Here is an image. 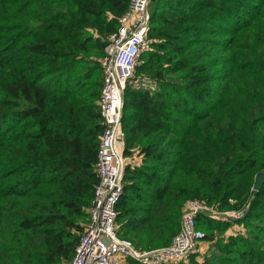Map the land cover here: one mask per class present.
Here are the masks:
<instances>
[{
  "label": "trees",
  "instance_id": "trees-1",
  "mask_svg": "<svg viewBox=\"0 0 264 264\" xmlns=\"http://www.w3.org/2000/svg\"><path fill=\"white\" fill-rule=\"evenodd\" d=\"M129 2L0 0V264L73 257L99 180L103 75L91 52ZM149 14L135 73L155 81L124 89L118 235L163 247L187 200L246 207L233 221L246 234L210 230L218 253L183 264H264V183L253 189L264 170V0H153ZM202 219L229 226L200 215V229Z\"/></svg>",
  "mask_w": 264,
  "mask_h": 264
},
{
  "label": "built area",
  "instance_id": "built-area-1",
  "mask_svg": "<svg viewBox=\"0 0 264 264\" xmlns=\"http://www.w3.org/2000/svg\"><path fill=\"white\" fill-rule=\"evenodd\" d=\"M150 0H130L109 36L107 56L102 64L103 83L98 98L102 130L98 136L95 186L87 222L69 264H183L199 250L204 237L197 218L206 215L226 222L244 217L246 207L218 210L199 199L187 200L180 229L163 247L141 249L118 235L116 204L123 191V174L128 157L122 154L123 94L138 57L149 46ZM223 212V213H221Z\"/></svg>",
  "mask_w": 264,
  "mask_h": 264
},
{
  "label": "rangeland",
  "instance_id": "rangeland-1",
  "mask_svg": "<svg viewBox=\"0 0 264 264\" xmlns=\"http://www.w3.org/2000/svg\"><path fill=\"white\" fill-rule=\"evenodd\" d=\"M153 2V0H150V2H149V4H151ZM148 9H149V7H148ZM166 13V12H165ZM162 28H168V26L166 25V24H164V23H162V26H161ZM150 47V46H149ZM151 49H155V48H151ZM91 58H93L97 63H99L100 64V71H101V73H102V64H103V61H104V59H105V57L107 56V49H106V47L104 48V50H103V52H100V54L98 53V52H96V51H92L91 52ZM142 58H143V54L141 53L140 54V56L138 57V60H137V63H136V66H138L139 64H141L142 63ZM150 63H152V62H150ZM149 63V64H150ZM148 64V63H147ZM136 68V67H135ZM135 68H134V70H133V72H132V76H131V78L129 79V82H131L133 79H134V77H138V78H140V79H142L141 81H143L144 83H146V84H152V83H154V81H155V79L153 78V77H151L148 73H147V70L146 69H144L143 71H141L138 75H136V73H135ZM136 75V76H135ZM134 82H136V79L133 81V83ZM102 87V86H101ZM101 91V90H100ZM100 95V94H99ZM99 98V97H98ZM96 102H98L97 100H96ZM124 132V131H123ZM124 136H125V134H124ZM137 160V159H136ZM221 213H223V212H221ZM211 219V218H210ZM212 220H213V218H212ZM87 221H86V219L85 220H83V225L86 223ZM227 223H229V226H228V228H226L225 230L223 229V230H217V229H213V224H210L209 222H207L205 219H202L201 221H200V224H201V227H202V231L204 232V233H207V232H209L210 230H212V231H214L215 232V235H216V237L218 236H220V234L222 235V234H224L225 233V235H230L231 233L233 234V233H239L240 231L243 233V234H246V229H245V227H244V224L243 223H241V222H239V221H237V223H235V222H233V220L232 221H230V222H227ZM202 243L200 244L201 245V247H200V250H198L197 251V253H198V255H197V257H196V259L197 260H199V261H201L203 258H204V256H210L212 253L211 252H213V253H218V251H217V248L214 246H212V243L213 242H211L210 240H207V239H203V241H201Z\"/></svg>",
  "mask_w": 264,
  "mask_h": 264
},
{
  "label": "water",
  "instance_id": "water-1",
  "mask_svg": "<svg viewBox=\"0 0 264 264\" xmlns=\"http://www.w3.org/2000/svg\"><path fill=\"white\" fill-rule=\"evenodd\" d=\"M264 183V170L259 172L255 178V182L253 185L254 191H257L261 188L262 184Z\"/></svg>",
  "mask_w": 264,
  "mask_h": 264
},
{
  "label": "crops",
  "instance_id": "crops-1",
  "mask_svg": "<svg viewBox=\"0 0 264 264\" xmlns=\"http://www.w3.org/2000/svg\"><path fill=\"white\" fill-rule=\"evenodd\" d=\"M202 243V242H201ZM200 247H201V245L199 246V250H200Z\"/></svg>",
  "mask_w": 264,
  "mask_h": 264
}]
</instances>
